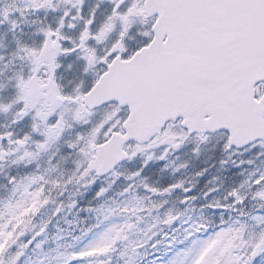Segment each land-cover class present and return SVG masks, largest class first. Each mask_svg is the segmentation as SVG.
I'll use <instances>...</instances> for the list:
<instances>
[{"label": "snow or ice", "instance_id": "6c2138e0", "mask_svg": "<svg viewBox=\"0 0 264 264\" xmlns=\"http://www.w3.org/2000/svg\"><path fill=\"white\" fill-rule=\"evenodd\" d=\"M0 264H264V0H0Z\"/></svg>", "mask_w": 264, "mask_h": 264}]
</instances>
